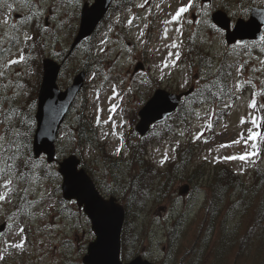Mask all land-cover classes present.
I'll list each match as a JSON object with an SVG mask.
<instances>
[{"label":"rangeland","instance_id":"374dc122","mask_svg":"<svg viewBox=\"0 0 264 264\" xmlns=\"http://www.w3.org/2000/svg\"><path fill=\"white\" fill-rule=\"evenodd\" d=\"M85 1L93 0H31V7L21 5L19 0H6L0 7V34L7 33L4 36L5 47L10 49V54H0L3 56L0 64L6 59L17 58L20 49L28 57L26 62L12 66L11 70L0 69L6 73L0 77V121H3L0 123V134L7 133L10 127L18 129L22 136L17 140H23L28 146L27 132L25 129L21 130L18 123L25 118L23 107L29 108L32 113L36 110L34 97L41 80L39 65L44 57L62 61L63 70L57 79L61 89L67 87L80 70L86 71L84 86L57 133L56 162L48 163L43 154L41 157L46 162L44 166L38 168L35 176L28 182L19 184V188L31 186V190L27 194L14 193L10 202L0 206V232H3L0 236V255L4 256L0 264H83L81 258L86 253L89 241L95 236L90 229V222L76 203L62 198L57 162L65 156H77L102 194L109 196L112 195L111 188L116 186L115 182L120 175L129 171L127 165L133 164L135 160H142L144 155L145 161L149 162L147 165L154 173V179L146 190L153 194L160 184L157 171L168 168L170 162L177 158V151L194 140L195 134L203 133L199 146L189 155L185 167L175 172L172 194L159 201H154L152 196L146 201L144 197V207L138 217H131L130 233L127 232V237L133 233V229L141 231L140 251L133 249L134 244L130 238L126 244L122 238L121 259L141 254L158 264H169L164 258L168 255V239L165 233L170 218L183 208L189 220L188 227L180 238L181 246L179 244L174 248L176 252L173 254L177 256L181 253L182 246L190 241L191 234L193 236V230L203 214L205 189L202 182L205 176H200L201 183L196 190L192 189L190 181L177 179V176L190 174L197 165L201 167L198 174L206 173L215 164L228 165L238 172L243 168L241 175L246 181L250 180L255 166H259L264 172V143H258L260 154L254 158V164L222 159L224 156L241 153L244 145L219 147L221 144H230L242 132L246 134V129L253 127L250 123L251 116L260 118V104H257L255 111L248 106L250 93L247 88L251 86L252 89H257V102L264 100V65L259 63L264 60V52L260 49L259 41L256 47L248 49L247 52L234 44L227 45L223 32L211 20V13L218 8L226 11L232 20H236L246 9L247 0H193L194 7L183 13L179 21H171V16L180 7L186 6L188 0H127L129 3L126 5L122 4L124 0H119L115 11L102 22L92 39L70 51L73 32L79 26V14ZM255 1L252 5L264 4V0ZM9 4L12 5L11 10ZM141 4L143 7H140ZM202 5L210 8L206 17L201 13ZM38 8L43 14L36 16ZM129 20H132V24H128ZM202 20H207V25L200 23ZM212 25L216 27L213 28ZM177 28L180 29L179 32ZM165 29L167 37L164 34ZM141 31L143 36L139 35ZM24 33L31 35L34 42H25ZM16 35L19 36V43L12 47L8 41ZM34 37H38L36 41ZM102 40L105 41L104 44H101ZM174 42L180 45L178 49L171 48ZM88 46H92L90 57L85 56ZM170 51H179L180 59L176 60V67L164 68L165 60L171 65L175 59L174 55H168ZM225 52L228 55H224ZM203 54L207 62H211L213 75L217 74V66L224 63L232 75L229 80L232 88H237V82L247 85L245 90L237 91L228 115L213 123L216 109L213 104L205 103L196 110L199 116H190L185 121L172 124V131L155 143L149 140L150 136H143L147 146L142 150L140 147L135 150L136 142L133 141L141 139L139 135L132 134L138 121V109L156 87L176 92L188 89L192 78L200 77L202 71L200 67L190 69L191 59L195 56L202 57ZM245 61L243 70L237 72L238 63ZM139 63L143 64V69L135 70ZM205 73H208L206 64ZM186 79L188 83L185 85ZM112 85H116L120 98L113 97ZM113 103L117 105L115 112L110 111ZM97 116L101 121L109 122L97 125ZM109 116L112 117L111 120ZM80 117L85 121L83 126L86 129L82 135L76 126ZM241 117L249 122L241 124ZM207 123H211L212 127L207 128ZM114 131L123 135V141L111 134ZM181 131L184 135H180ZM103 132L109 135L105 138ZM121 144V154L117 156L114 153ZM248 150L251 151L250 147ZM166 152L169 158L161 165L159 161ZM204 157L208 159L205 160ZM131 174L130 172L129 175ZM184 187L187 189L180 194L179 190ZM41 193H45L43 198ZM115 196L124 204L118 192ZM21 227L24 228L23 234H19ZM21 240L24 241L22 249L10 247ZM208 262L207 260L204 264H210Z\"/></svg>","mask_w":264,"mask_h":264},{"label":"trees","instance_id":"16d2710c","mask_svg":"<svg viewBox=\"0 0 264 264\" xmlns=\"http://www.w3.org/2000/svg\"><path fill=\"white\" fill-rule=\"evenodd\" d=\"M118 2L119 0H116L114 8L117 7ZM127 2L124 0L122 4ZM37 38L34 37V40L36 41ZM90 39L92 38L85 40L84 45ZM32 42L34 41L32 40ZM91 50L92 46H88L85 56L90 57ZM206 62L204 54L202 57L195 56L191 59L189 67L190 69L200 67L205 71ZM218 69L223 70L216 74L220 76L219 84L211 87V91H209L204 85L215 79V75L206 73L205 80L198 78L199 83L196 82L193 91L181 102L177 111L167 119L152 125L144 137L150 136L149 140L151 141L160 139L167 132L172 131V124L175 121H185L190 116H194L195 107L202 102L208 101L217 105L219 101H223L222 99L225 100L224 95L227 94L226 105L231 104L235 95L227 82L230 77L227 73H230V70L225 69L224 65L219 66ZM221 87H223V91H220ZM211 93H217V95L213 97ZM262 102L258 101L257 104H260L262 125L259 130L264 134V107H261V104L264 103ZM228 109L229 106H225L223 109L219 107L214 113V122L219 118H224ZM25 112L27 116L23 119L24 123L26 119L28 121L33 118L29 110ZM84 122L81 117L77 120L76 126L80 135L86 131L83 126ZM32 131L33 128H31V133ZM144 137H141L139 141H133L136 142L135 150H138L139 147L142 150L147 146ZM198 146L199 140L187 142L177 151V158L170 162L168 168L161 172L157 171L160 184L154 189V195L146 190L154 179V173L151 171L152 168L147 165L149 162L145 161L143 153L141 154L143 159L135 160L133 164L127 165L129 171L121 174L115 182L116 186L111 188L112 192L110 193L117 191L120 199L124 201L126 219L123 241L126 244L130 238L136 252H138L141 243V231L133 229V233L127 237V232L130 233L131 217L134 219L138 217L144 207L142 204L144 197L146 201L150 196L154 201H159L172 194L171 186L176 180L175 172L185 167L189 155ZM30 155L32 156V154ZM200 168V165H197L190 174L177 176V179L190 181L192 189L196 190L201 183L200 176H205L202 182L205 189V199L202 201L203 214L193 230V236L191 234L190 241L187 245L182 246L181 253L177 256L173 254L176 252L174 248L179 244L181 246L180 238L183 236L182 232L188 227L189 220L185 216L183 208L170 218L165 233L168 239V248H166L168 255L164 259L168 260L169 264H204L207 260L210 264H264V172L259 166H255L250 180L246 181L238 171L225 164H215L206 173L198 174ZM130 172L131 175H129ZM144 193L147 195L145 196ZM171 254L173 255L171 256Z\"/></svg>","mask_w":264,"mask_h":264},{"label":"water","instance_id":"95a60500","mask_svg":"<svg viewBox=\"0 0 264 264\" xmlns=\"http://www.w3.org/2000/svg\"><path fill=\"white\" fill-rule=\"evenodd\" d=\"M113 0H94L84 3L81 9L78 31L71 44V50L84 38L90 36L106 14ZM208 1V0H203ZM213 21L226 30L228 44L236 40L257 39L264 25V7H252L247 20L238 19L234 28L229 29V18L222 10L212 14ZM258 29V30H257ZM43 75L38 94L36 112L37 128L33 141L35 157L41 152L50 162L54 157V139L60 124L82 88L85 72L74 76L71 84L64 90L59 89L56 80L61 64L45 57L42 60ZM139 67H142L140 64ZM138 67H136L137 69ZM172 93L158 88L138 111L139 120L135 129L145 134L150 125L165 118L173 112L184 94ZM80 160L69 155L59 163L62 175V194L66 200H76L91 221L96 238L88 244L87 254L83 257L85 264H123L119 260L120 235L124 220V208L115 201V197L104 198L95 187L94 182L84 168H78ZM186 190V187L182 191ZM141 256H136L126 264H147Z\"/></svg>","mask_w":264,"mask_h":264},{"label":"snow or ice","instance_id":"6c2138e0","mask_svg":"<svg viewBox=\"0 0 264 264\" xmlns=\"http://www.w3.org/2000/svg\"><path fill=\"white\" fill-rule=\"evenodd\" d=\"M21 5L31 7V0H19ZM147 2V0H145ZM6 3V0H0V7H2ZM9 9H12V5H8ZM140 7H143V4L140 5ZM193 0H188V4L186 6L180 7L174 15L171 16V21H179L182 19V14L187 13L189 9L193 8ZM210 11V8L208 5H202L201 6V13L203 16H207L208 12ZM42 11L38 8L36 11V16L42 15ZM29 19H32L31 16H29ZM171 21H165V23H170ZM5 23H7V19L5 20ZM191 23V21H189ZM200 23H203L207 25L208 21L207 20H202ZM128 24H132V20L128 21ZM213 28H215V25H212ZM13 28H15V25H13ZM17 32L19 31L16 29ZM258 30V29H257ZM177 31L179 32L180 29L177 28ZM165 37H167V29L164 30ZM182 34V33H181ZM7 33L0 34V54L8 52L10 54V49L5 47V41H4V36H6ZM140 36H143L144 33L141 31L139 33ZM23 39L25 42H29L33 40V37L29 35L28 33H24ZM8 43L12 44V47H16L19 43V36H13L11 39L8 41ZM105 41H101V44H104ZM34 47V45H32ZM234 46L241 47L247 52L248 49L256 47L257 46V41L253 40L251 42L247 41H238L235 42ZM259 46L262 52H264V35L259 36ZM180 45L178 43H172L171 48L173 49H178ZM103 51V49H100ZM129 51H131L129 49ZM168 55L175 56V59L172 60L171 65L165 60L163 62V67L168 68V67H176V60L180 59L181 53L179 51H176L175 53L169 52ZM224 55H228L227 52L224 53ZM0 59H3V56H0ZM28 57L24 54V50L20 49V53L17 58L13 59H6L3 64H0V69H7L11 70L12 66L14 65H19L21 63L26 62ZM246 63H238L237 67V72H241L244 68V64ZM260 64L264 65V60L259 61ZM206 66L208 68V73H211V62H206ZM228 67H232V65H228ZM222 69H217V73L222 72ZM6 73L3 70H0V77L4 76ZM19 75V73H17ZM215 75V79H213L210 83H206L204 87L211 91V87L216 86L217 84L220 83V76ZM227 75H231V73H227ZM107 79V77H105ZM161 79H163V76H161ZM201 80L206 79V73L202 69L201 71ZM188 83V80L186 79L184 81V84L186 85ZM199 83V81L197 82ZM246 83H250V81H246ZM237 88H242L243 85L239 82L235 85ZM128 91H131V89H128ZM220 91H223V87H221ZM112 93L113 97L120 98V94L116 90V85H112ZM213 97L217 95V93H211ZM258 95V93H254L253 96ZM113 97H109V99H112ZM99 98V92H97V99ZM226 107L228 105H225ZM250 108L255 110L257 108V101L255 98L250 100V103L248 105ZM261 107H264V105H261ZM117 108V105L113 103L112 107L110 108L111 112H115ZM15 111V109H13ZM98 111H100L98 109ZM214 114V113H213ZM197 116H199V113H196ZM8 118L6 117V120ZM112 117L109 116V120H111ZM261 118L253 115L251 116L250 123L252 124L253 127L247 128L246 129V134L242 132L238 138L234 139L231 141L230 144H221L219 145L220 148H229L232 146H239V145H244V149L241 153L239 154H234V155H229V156H224L222 157L223 160L225 161H240L242 163L248 164V163H255V157H258L260 154V149L258 147V143H264V134H262L259 129L262 127ZM23 123V121H21ZM109 121L104 120L101 121L99 116H97L96 119V124H107ZM241 124L248 123L249 121H246L243 117H241ZM0 123H3V121H0ZM207 128H211L212 124L207 123ZM116 125L113 123V128H115ZM256 129V130H254ZM114 136H117L121 141H123V135L118 132H112L111 133ZM26 136V133L23 134ZM102 135L106 138L109 133L103 132ZM180 135H184V132L181 131ZM22 133L18 129L14 128H9L8 132L5 134H0V206L3 205V203L10 202L12 199V195L14 193H19V192H24L27 194L31 190V186L27 188H19V184L21 183H26L28 182L31 178L35 176V171L38 168H41L44 166L46 163L42 157H33L31 156L28 151H27V146L26 143L23 140H17L18 137H21ZM203 137V133H197L193 136L194 140H199ZM249 142H251L249 144ZM123 147V144L118 146L115 150V155L119 156L121 154V149ZM250 147L251 151L248 150ZM10 153V154H7ZM168 154L167 152L164 154L163 158L159 161V163L162 165L167 159H168ZM205 160H207V157H204ZM27 170V171H25ZM240 174H243L244 169L241 168L239 170ZM45 193H41V198H43ZM146 196L147 193H144ZM54 205H49V207H53ZM10 228L11 226L8 225ZM24 233V228L19 229V234ZM3 235V232H0V236ZM10 247L15 248V249H22L24 247V241L21 240L18 243H13L10 245ZM4 260V256L0 255V261Z\"/></svg>","mask_w":264,"mask_h":264},{"label":"flooded vegetation","instance_id":"af4514ba","mask_svg":"<svg viewBox=\"0 0 264 264\" xmlns=\"http://www.w3.org/2000/svg\"><path fill=\"white\" fill-rule=\"evenodd\" d=\"M247 14H248L247 10H244V11H243V14L241 15V17H243V18L245 19V18H247ZM230 17H231V16H230ZM234 21H235V19L232 20V17H231V26L233 25ZM222 32H223V31H222ZM223 34H224V32H223ZM151 261H154V260H151ZM154 263H155V264H158L157 261H154Z\"/></svg>","mask_w":264,"mask_h":264}]
</instances>
